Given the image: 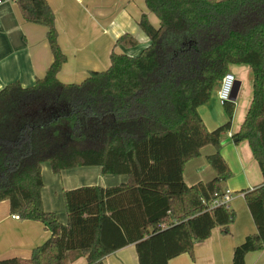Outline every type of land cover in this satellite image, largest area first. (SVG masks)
<instances>
[{"label": "trees", "instance_id": "trees-1", "mask_svg": "<svg viewBox=\"0 0 264 264\" xmlns=\"http://www.w3.org/2000/svg\"><path fill=\"white\" fill-rule=\"evenodd\" d=\"M1 1V0H0ZM139 26L150 39L136 56L112 51L106 70L82 82H62L67 55L58 40L47 0H15L23 18L47 27L53 60L32 86L18 81L0 90V201L26 220L41 221L52 235L28 258L0 264H66L84 255L87 264L136 246L139 264H169L208 239L214 228L230 232L236 213L212 206L232 170L222 155L223 133L231 129L236 103L224 105L228 120L209 130L198 109L233 64L252 67L253 94L232 137L247 141L264 177V0H144ZM116 44L138 39L126 32ZM213 145L207 159L216 172L189 186L186 164ZM54 173L99 166L104 174L127 175L118 185H84L64 191L66 224L42 201V164ZM257 231L233 252L232 264L264 250V181L243 190Z\"/></svg>", "mask_w": 264, "mask_h": 264}, {"label": "crops", "instance_id": "crops-1", "mask_svg": "<svg viewBox=\"0 0 264 264\" xmlns=\"http://www.w3.org/2000/svg\"><path fill=\"white\" fill-rule=\"evenodd\" d=\"M47 1L55 15L60 46L67 55V62L58 74V78L66 83L72 82L74 78L78 81L86 77L93 69L109 67L110 56L116 46L132 49L131 54L127 53L129 55L140 54L150 43L138 23L144 13L154 26L159 25L158 17L148 10L144 0ZM126 32L138 39L137 46L127 48L116 44L118 37ZM46 34V26L28 22L23 18L15 0L0 1V90L16 81L24 87L32 86L37 78L45 75L53 60ZM141 42L143 45L139 47ZM230 72L235 74L240 85L234 101L236 108L231 129L222 136L221 152L232 170V176L225 182L224 189L233 193L230 205L236 217L228 234H224L221 227H216L208 239L196 243L194 259L184 253L171 259L169 264H232L235 247L257 231L243 190L262 184L264 177L248 142H235L232 137L239 131L250 106L254 74L252 67L246 64H233ZM246 80L247 89L242 96ZM198 111L209 130L218 128L228 120L225 107L219 101L218 88L213 91L210 101L200 106ZM215 152V146L206 145L201 149L200 156L186 164V184L191 186L216 177L217 174L207 159ZM42 175L43 205L47 211H53L58 221L63 224L68 221L65 190L84 185L113 186L128 179L124 174H104L99 166L74 167L54 173L48 162L42 164ZM13 215L9 202L0 201V259L28 258L35 247L43 244L52 235L45 223L15 218ZM103 262L139 264L136 246L130 244L118 249L105 256ZM246 262L264 264V250L248 253ZM66 263L87 264V259L84 255H70Z\"/></svg>", "mask_w": 264, "mask_h": 264}, {"label": "built area", "instance_id": "built-area-1", "mask_svg": "<svg viewBox=\"0 0 264 264\" xmlns=\"http://www.w3.org/2000/svg\"><path fill=\"white\" fill-rule=\"evenodd\" d=\"M236 82V76L232 72H228L224 75L221 80L220 86L218 87V97L222 105H225L227 101H231L234 87ZM233 193L229 189H224L221 192L215 194V199L212 202V206L224 205L227 209H231L230 202L232 200ZM13 217L20 218L18 214H14Z\"/></svg>", "mask_w": 264, "mask_h": 264}, {"label": "rangeland", "instance_id": "rangeland-1", "mask_svg": "<svg viewBox=\"0 0 264 264\" xmlns=\"http://www.w3.org/2000/svg\"><path fill=\"white\" fill-rule=\"evenodd\" d=\"M142 45H143V43L141 42L140 45H139V47H141ZM131 50H132V49L127 50V49H125V48H123V47H118V46H116L115 52H118V53H123V52H125V53H129V54H131ZM107 68H108V67H107ZM107 68H105V69H98V70H99V71H102V70H106ZM93 70H94V69H93ZM91 71H92V70H91ZM234 72H236V71H234ZM87 76H88V75H87ZM87 76L84 77V78L79 79L78 81H76V79L74 78L73 81H74V82H77V83L82 82L85 78H87ZM71 80H72V79H71ZM73 81H72V82H73ZM70 83H71V82H70ZM249 88H250V90H251V85L249 86ZM246 89H247V80L245 81L244 86H243L242 96L245 95ZM248 93H249V91H248ZM66 264H68V263H66Z\"/></svg>", "mask_w": 264, "mask_h": 264}, {"label": "water", "instance_id": "water-1", "mask_svg": "<svg viewBox=\"0 0 264 264\" xmlns=\"http://www.w3.org/2000/svg\"><path fill=\"white\" fill-rule=\"evenodd\" d=\"M239 85H240L239 81H236L232 96L230 98L231 101H235L236 100L238 89H239ZM234 141L236 142V141H238V139H234Z\"/></svg>", "mask_w": 264, "mask_h": 264}]
</instances>
